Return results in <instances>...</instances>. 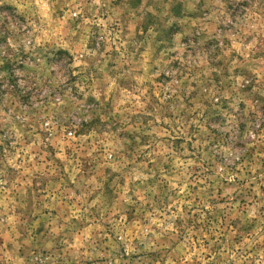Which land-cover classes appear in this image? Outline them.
<instances>
[{
	"label": "clouds",
	"instance_id": "1",
	"mask_svg": "<svg viewBox=\"0 0 264 264\" xmlns=\"http://www.w3.org/2000/svg\"><path fill=\"white\" fill-rule=\"evenodd\" d=\"M0 264H264V0H0Z\"/></svg>",
	"mask_w": 264,
	"mask_h": 264
}]
</instances>
